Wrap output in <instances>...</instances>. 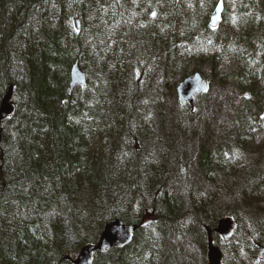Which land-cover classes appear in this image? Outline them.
Segmentation results:
<instances>
[{"label":"trees","instance_id":"obj_1","mask_svg":"<svg viewBox=\"0 0 264 264\" xmlns=\"http://www.w3.org/2000/svg\"><path fill=\"white\" fill-rule=\"evenodd\" d=\"M217 1L0 0V264H75L115 218L132 241L89 264H208L207 227L222 264H264V0L211 27ZM195 70L210 90L180 104Z\"/></svg>","mask_w":264,"mask_h":264},{"label":"water","instance_id":"obj_2","mask_svg":"<svg viewBox=\"0 0 264 264\" xmlns=\"http://www.w3.org/2000/svg\"><path fill=\"white\" fill-rule=\"evenodd\" d=\"M222 10L221 0L218 1L213 14L208 22L214 26L220 21ZM78 25V21L76 22ZM86 82L84 71L77 62L73 63L70 69V80L67 92L70 93L75 85L83 86ZM210 90V81L200 71H194L183 77L175 87L177 101L180 104L192 103L196 94L206 93ZM12 86L8 87L3 95L0 104V120L12 115L15 104L11 100ZM237 226L236 220L232 217H221L216 221L213 231L222 236L223 239L230 238ZM137 229L136 224L124 223L120 219H112L104 224L98 240L94 244L83 245L73 262L75 264H89L97 250L106 251L111 248L123 247L132 241ZM206 256L209 264H222V254L217 246L212 243L211 229L207 227ZM258 257L264 260V246H258Z\"/></svg>","mask_w":264,"mask_h":264},{"label":"rangeland","instance_id":"obj_3","mask_svg":"<svg viewBox=\"0 0 264 264\" xmlns=\"http://www.w3.org/2000/svg\"><path fill=\"white\" fill-rule=\"evenodd\" d=\"M217 25H219V23L217 24ZM216 26V25H215ZM202 71V70H201ZM202 73V72H201ZM205 76V75H204ZM215 90H217V88L215 87L214 89H213V91H212V95L211 96H209L208 98L207 97H205V99H204V101L206 102V103H212L213 102V100H216L217 99V97L219 98V96L221 97V95H219V96H217L216 94H217V92L215 91ZM203 100V99H202ZM205 104V103H204ZM223 107V106H222ZM251 141V140H250ZM262 151H264V143L261 141V140H257V144H253V146H252V148L250 149V151L248 152V154L250 155V157H252L253 158V161H251L250 159H248V163H249V165H252V164H255V161H256V159H255V155H256V152H260V153H262ZM264 153V152H263ZM252 155V156H251ZM251 197V196H250ZM250 207H252L253 206V209H254V211H253V214H251V215H257V213L260 211V210H264V208L262 209L261 207H264V200L262 199V198H258V199H252V197H251V200L249 201V204H248ZM245 206V205H244ZM245 207H247V206H245ZM245 207H243L245 210H246V208ZM249 207V208H250ZM248 208V207H247ZM256 211V212H255Z\"/></svg>","mask_w":264,"mask_h":264},{"label":"bare ground","instance_id":"obj_4","mask_svg":"<svg viewBox=\"0 0 264 264\" xmlns=\"http://www.w3.org/2000/svg\"><path fill=\"white\" fill-rule=\"evenodd\" d=\"M65 248V247H64Z\"/></svg>","mask_w":264,"mask_h":264}]
</instances>
